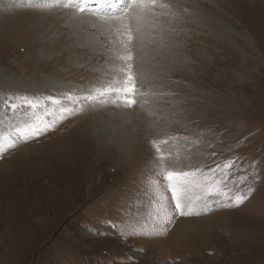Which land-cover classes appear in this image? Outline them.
<instances>
[{"label": "rangeland", "instance_id": "374dc122", "mask_svg": "<svg viewBox=\"0 0 264 264\" xmlns=\"http://www.w3.org/2000/svg\"><path fill=\"white\" fill-rule=\"evenodd\" d=\"M63 2L0 0V264H264V0H169L173 16L158 8L133 44L136 103L106 93L83 110L66 97L122 79L119 25L98 23L117 5ZM40 121L55 127L8 147ZM233 158L245 168L226 183L255 164L249 199L224 207L193 187L195 210L218 206L158 227L149 181Z\"/></svg>", "mask_w": 264, "mask_h": 264}, {"label": "snow or ice", "instance_id": "6c2138e0", "mask_svg": "<svg viewBox=\"0 0 264 264\" xmlns=\"http://www.w3.org/2000/svg\"><path fill=\"white\" fill-rule=\"evenodd\" d=\"M88 3L89 0H64L63 6L75 8L78 12L83 13ZM113 3L117 5L113 16L107 18L102 16L99 18L98 23L101 28L106 29H112L114 25H119V27L115 28V31L119 32V37L117 39L116 50L112 53V56L118 65H120L118 72L122 79L117 87L109 86L105 89H96L95 94L89 93L83 97L68 95L66 99L78 110H83L85 107L83 101L89 102L87 106L91 107L92 103L97 100V96L103 97L106 93L114 95L123 94V102L126 105L131 106L135 104V81L137 77L133 75L136 64L133 51L134 41L141 33L142 26L147 17L150 15L154 16L158 8L169 9L168 12L162 13V15L173 16L170 11L172 5L169 3V0H113ZM108 7L111 11L112 5L109 4ZM183 11H187V9L184 8ZM133 22L136 23L135 28L132 26ZM54 103L60 104L61 100L56 99ZM11 107L15 108L16 105L12 104ZM60 111L70 114L72 109L65 107L60 109ZM61 119H63V116ZM54 127L55 121L49 123L40 121L36 125L18 128L16 135L8 140V147H14L17 140L27 141L30 138L39 137ZM184 139L187 140L186 137ZM168 143L169 141L167 140L161 141V144L156 145L157 150L161 151L162 146ZM4 150V145L0 144V157H2ZM159 159L164 160L166 156L161 155ZM236 168L244 171L245 165H238L236 158H233L223 165L218 164L215 168L209 169L207 173H204L199 167L194 170L164 169L163 184L159 180L149 181L150 186L158 196V203L161 205V219L158 227L161 230H166L178 216H199L201 212L212 211L218 206L216 202H213L210 207L206 206L200 211L195 210L190 196L193 187L206 191L209 197L213 195L219 197L224 207H238L242 205L255 191L252 185L258 182L259 177L256 174L255 164L253 163V172L251 174L245 171L243 175L234 178L231 183H226V178L232 175L233 170ZM197 173H200L203 182L193 185V178L196 177ZM217 173H219V176H217ZM161 187L164 189V193L160 192ZM165 193H169L170 195H166ZM169 203L172 205L170 209L168 207Z\"/></svg>", "mask_w": 264, "mask_h": 264}, {"label": "bare ground", "instance_id": "6f19581e", "mask_svg": "<svg viewBox=\"0 0 264 264\" xmlns=\"http://www.w3.org/2000/svg\"><path fill=\"white\" fill-rule=\"evenodd\" d=\"M140 64L142 65V67L144 66L143 69H142L144 73H151L149 65L144 64L142 60L140 61Z\"/></svg>", "mask_w": 264, "mask_h": 264}]
</instances>
